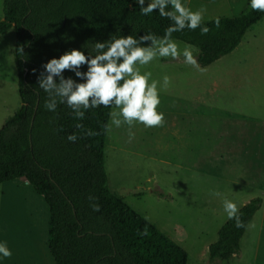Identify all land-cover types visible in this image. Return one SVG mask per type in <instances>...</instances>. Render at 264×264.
Listing matches in <instances>:
<instances>
[{
  "label": "rangeland",
  "instance_id": "obj_1",
  "mask_svg": "<svg viewBox=\"0 0 264 264\" xmlns=\"http://www.w3.org/2000/svg\"><path fill=\"white\" fill-rule=\"evenodd\" d=\"M188 3L193 10L206 7L205 22L238 17L247 7V0ZM14 43L12 28L0 35V128L21 105ZM202 69L182 58L158 59L141 69L153 79L170 77L158 106L165 121L151 128L134 125L130 139L128 126H111L110 116L107 185L183 248L187 264H209L208 247L229 219L224 198L238 210L259 198L261 207L246 226L239 254L214 264H264V17L232 53ZM48 219L45 202L29 185H0V240L12 250L2 264H54L47 250Z\"/></svg>",
  "mask_w": 264,
  "mask_h": 264
},
{
  "label": "trees",
  "instance_id": "obj_2",
  "mask_svg": "<svg viewBox=\"0 0 264 264\" xmlns=\"http://www.w3.org/2000/svg\"><path fill=\"white\" fill-rule=\"evenodd\" d=\"M134 7L132 0H3L0 35L14 31L21 105L0 128V185L22 181L42 197L49 214L47 250L54 264L188 261L183 248L109 190L104 146L111 109H90L80 123L98 135L83 136L66 106L60 105L56 113L45 110L46 94L36 87L32 73L68 49L83 45L91 53L92 42L106 40L116 30L119 34L118 29L124 35L147 31L163 35L167 19L158 13L141 16ZM263 17L264 12L250 9L247 0L238 17L219 18V28L214 20L205 22L207 35L185 29L173 37L198 48V63L205 68L232 53ZM72 133L81 137L75 143L66 140ZM93 203L99 204V212L93 211ZM260 207L256 198L238 210L241 227L235 218L228 219L208 247L209 264L229 262L239 254V241Z\"/></svg>",
  "mask_w": 264,
  "mask_h": 264
},
{
  "label": "clouds",
  "instance_id": "obj_3",
  "mask_svg": "<svg viewBox=\"0 0 264 264\" xmlns=\"http://www.w3.org/2000/svg\"><path fill=\"white\" fill-rule=\"evenodd\" d=\"M132 5L139 9L141 16L158 13L167 19L170 23L163 35L152 31L124 35L118 29L119 34L116 30L106 40L92 42L91 53L82 45L47 59L40 66L42 71L32 69L36 75V87L46 94L45 110L56 113L60 105L66 106L73 119L78 121L74 126L83 136L98 135L80 122L90 109L101 107L112 109L111 126H128L130 139L134 136L132 128L136 124L145 128L164 124L165 114L158 111V106L161 104L160 91L170 85V77L165 74L159 80L153 79L151 71L141 70L144 66L158 59L182 58L185 65L203 71L197 60L199 49L192 45L181 48L173 34L185 29H199L202 36L207 35L210 29L205 23V6L193 10L188 0H132ZM248 7L264 12V0H248ZM213 23L220 27L219 18ZM65 72L72 75L66 76ZM111 126L105 125V130H110ZM78 138L81 137L77 133L66 136L69 143H75ZM212 194L221 195L219 192ZM89 200H95V197L90 196ZM91 207L93 211H100L99 204L93 203ZM223 208L229 218L236 219V226L241 227L237 205L224 198ZM11 256L12 250L7 242L0 240V264Z\"/></svg>",
  "mask_w": 264,
  "mask_h": 264
},
{
  "label": "crops",
  "instance_id": "obj_4",
  "mask_svg": "<svg viewBox=\"0 0 264 264\" xmlns=\"http://www.w3.org/2000/svg\"><path fill=\"white\" fill-rule=\"evenodd\" d=\"M25 183V182H24ZM26 185H28L27 183H25Z\"/></svg>",
  "mask_w": 264,
  "mask_h": 264
}]
</instances>
